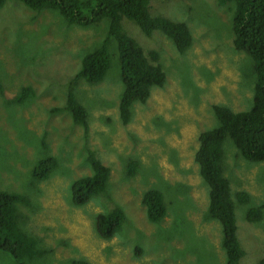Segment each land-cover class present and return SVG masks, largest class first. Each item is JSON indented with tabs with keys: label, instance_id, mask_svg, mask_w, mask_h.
<instances>
[{
	"label": "rangeland",
	"instance_id": "rangeland-1",
	"mask_svg": "<svg viewBox=\"0 0 264 264\" xmlns=\"http://www.w3.org/2000/svg\"><path fill=\"white\" fill-rule=\"evenodd\" d=\"M234 10V2L221 5L218 0H151L153 15L188 25L194 41L186 51L161 31L148 36L124 18L127 33L148 56L160 53L167 82L153 87L146 103H135L131 122L124 124L121 62L113 41L105 79L98 84L80 79L75 88L89 112L87 132L69 113H49L53 106H65L83 56L106 36L105 23L83 28L69 25L58 10L38 13L20 5L0 12V85L5 93H0V188L33 195L34 208L19 206L22 227L40 239L41 249L51 250L27 264L82 259L90 264H226L223 227L207 215L210 188L195 154L200 133L218 125L215 105L235 111L253 105L255 60L235 47ZM20 24L29 30L28 37L13 34ZM26 85L34 87L37 98L10 109L7 101ZM45 129L50 131L47 148L37 138ZM89 150L111 168L109 187L86 204L74 205L68 196L71 182L92 173ZM50 153L59 167L37 188L30 186L31 168ZM130 160L140 162L133 177L127 174ZM224 166L246 251L239 264H264V219L252 223L246 218L247 210L264 199V161L244 159L227 141ZM148 189L165 195L168 212L159 222L149 221L142 203ZM241 191L250 194L248 202L237 199ZM117 206L125 219L105 239L97 232L95 214ZM0 264L20 263L0 250Z\"/></svg>",
	"mask_w": 264,
	"mask_h": 264
},
{
	"label": "trees",
	"instance_id": "trees-1",
	"mask_svg": "<svg viewBox=\"0 0 264 264\" xmlns=\"http://www.w3.org/2000/svg\"><path fill=\"white\" fill-rule=\"evenodd\" d=\"M218 1L221 5L235 3L234 44L236 49L254 58L257 79L251 108L235 111L227 105L214 106L213 112L218 119V125L200 133L195 161L199 165L203 180L210 188L207 215L211 219L220 221L223 227V247L227 252L226 264H239L246 251L238 235L239 226L231 181L225 175V145L227 141L232 142L241 156L248 161H264V0ZM19 5L38 13L58 10L69 25L88 28L105 23L107 26L103 40H99L98 46L90 49L83 56L81 70L70 82L65 106H53L49 113L50 115L58 112L69 113L73 121L82 125L86 132L89 128V112L78 97L75 88L80 79L95 84L105 79L111 64L113 41L117 43V55L121 62L124 90L120 97L119 108L124 124L131 122L132 106L135 103H146L151 97L153 87L162 88L167 82L166 73L159 63L160 53L152 51L148 56L142 45L127 33L123 25L124 18L132 20L148 36L155 30L161 31L179 51H186L194 41L190 28L183 21L153 15L151 0H0V12L5 7L14 9ZM21 24L18 27L14 26L13 34L28 37L29 30L23 29ZM0 93L5 94L1 85ZM36 98L34 87L26 85L22 86L18 95L7 103L10 109L17 110L18 106L32 102ZM24 128L28 133H33V130ZM40 137L39 144L47 148L50 131L45 129L37 138ZM88 163L92 173L71 182L68 196L74 205L86 204L109 187L111 168L90 150ZM138 165H140L139 160H130L127 167L128 177L135 176ZM58 167V158L51 153L46 154L38 160L34 168H31L33 180L30 186L37 188L39 183L48 179ZM32 196V194L24 195L0 188V250L9 252L20 264H27L31 259L51 251L41 249L38 246L40 239L27 233L22 227L24 214L19 206L34 208L37 203ZM237 199L245 203L251 199V196L248 192L241 191L237 194ZM142 203L151 222H159L167 215L168 204L165 195L159 189L146 190L142 196ZM246 218L252 223L264 219V199L260 206L250 207L247 210ZM124 219V210L118 206L95 214L97 232L103 238L110 239L118 232ZM70 263L90 264L85 259L72 260Z\"/></svg>",
	"mask_w": 264,
	"mask_h": 264
}]
</instances>
